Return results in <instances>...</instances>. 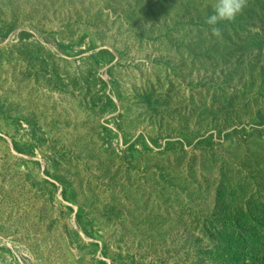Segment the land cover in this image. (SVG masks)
<instances>
[{"label": "rangeland", "instance_id": "1", "mask_svg": "<svg viewBox=\"0 0 264 264\" xmlns=\"http://www.w3.org/2000/svg\"><path fill=\"white\" fill-rule=\"evenodd\" d=\"M0 0V264H264V0Z\"/></svg>", "mask_w": 264, "mask_h": 264}, {"label": "clouds", "instance_id": "2", "mask_svg": "<svg viewBox=\"0 0 264 264\" xmlns=\"http://www.w3.org/2000/svg\"><path fill=\"white\" fill-rule=\"evenodd\" d=\"M247 0H215L212 13L206 18L214 35H220V29L215 27L220 22H231L241 14L246 7Z\"/></svg>", "mask_w": 264, "mask_h": 264}]
</instances>
